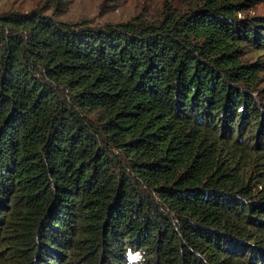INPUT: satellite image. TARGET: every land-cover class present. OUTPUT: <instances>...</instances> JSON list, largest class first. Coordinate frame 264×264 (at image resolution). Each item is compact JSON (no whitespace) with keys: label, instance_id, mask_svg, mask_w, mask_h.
Listing matches in <instances>:
<instances>
[{"label":"trees","instance_id":"1","mask_svg":"<svg viewBox=\"0 0 264 264\" xmlns=\"http://www.w3.org/2000/svg\"><path fill=\"white\" fill-rule=\"evenodd\" d=\"M183 2L0 12V264H264V15Z\"/></svg>","mask_w":264,"mask_h":264},{"label":"rangeland","instance_id":"2","mask_svg":"<svg viewBox=\"0 0 264 264\" xmlns=\"http://www.w3.org/2000/svg\"><path fill=\"white\" fill-rule=\"evenodd\" d=\"M184 0H0V12L28 11L36 8L57 20L104 25L131 19L135 15L157 18L164 6L180 7ZM238 12L243 15H264V0H247ZM264 57V55H262ZM264 74V71H263ZM264 85V79L262 81Z\"/></svg>","mask_w":264,"mask_h":264},{"label":"clouds","instance_id":"3","mask_svg":"<svg viewBox=\"0 0 264 264\" xmlns=\"http://www.w3.org/2000/svg\"><path fill=\"white\" fill-rule=\"evenodd\" d=\"M144 255L142 249L127 247L125 250L126 264H145Z\"/></svg>","mask_w":264,"mask_h":264}]
</instances>
